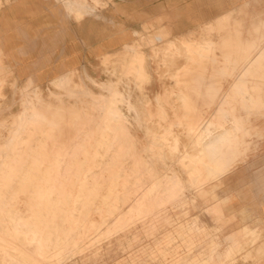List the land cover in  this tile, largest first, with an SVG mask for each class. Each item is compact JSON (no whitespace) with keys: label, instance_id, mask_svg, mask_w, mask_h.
Wrapping results in <instances>:
<instances>
[{"label":"rangeland","instance_id":"374dc122","mask_svg":"<svg viewBox=\"0 0 264 264\" xmlns=\"http://www.w3.org/2000/svg\"><path fill=\"white\" fill-rule=\"evenodd\" d=\"M30 1L0 0V261L257 264L226 234L263 165L264 0L209 23L204 0L181 17L87 1L79 18ZM81 186L90 228L66 239L43 208Z\"/></svg>","mask_w":264,"mask_h":264},{"label":"crops","instance_id":"0c3cea01","mask_svg":"<svg viewBox=\"0 0 264 264\" xmlns=\"http://www.w3.org/2000/svg\"><path fill=\"white\" fill-rule=\"evenodd\" d=\"M37 1L38 0H34L33 2L30 1V3L31 2L36 3ZM87 1H90L93 4L94 3L97 4L101 0H65V7L69 12H72L76 18H79L81 15H83V12H86L88 9H91L90 7H92L86 3ZM140 1H142V4L139 7V10L141 11L142 14L144 15L146 14L147 17L149 16V12L152 14L154 12L155 14L154 16L151 14L150 15L151 17H156L159 16L165 10L172 11V13H174L175 15H177V13L178 14L180 13L179 16L181 17V11H183L182 9L189 8L190 11H193L192 4L203 2V0H140ZM130 2H134V1L126 0L127 4H129ZM204 2H211L212 4H216V6H212V8L215 9L216 14L214 15L210 14V16H208L214 19L206 23L213 22L214 20L231 18L228 12V7L225 8V11L223 9V6H227L229 0H204ZM242 2L243 4L241 5L244 6L247 1L242 0ZM170 3H174V5H172L171 7L169 5ZM160 8H162L161 12H160ZM179 16H175V17H179ZM204 16L206 17V15ZM162 17L165 16L163 15L159 17V19ZM23 18H24L23 19L24 23H26L27 18L25 17ZM28 20H30V17H28ZM46 24L47 23H45V25ZM33 27L35 28V26ZM259 157H260L259 163H263V165L257 167L258 168L257 171L255 170L254 175L258 174V177H256V180H253L254 182L253 186L249 188V190H246L245 193L247 195L255 196L254 201L252 202L246 201V203L245 202L242 204L240 203V207L237 206L238 208L237 210L238 211L240 210L241 213L240 217L236 215L235 216L236 220L234 221L235 223H231V224L228 223V226L233 224L232 225L233 228L227 232L226 237L231 235V237H229V241L227 240V242L233 241V243H237V244H241L243 242H249V241L255 242L253 245L246 247V249L242 251L239 255L235 254L234 256L237 259H239L238 257H242V258L249 257V258H254L255 260L258 259L259 261L257 262V264H264V152ZM65 198L68 200L67 196L63 194L61 200L57 201L50 208H46V207L43 208V210L45 211L44 216L47 226L52 224L60 215H65V220L73 223V225L68 227V229L65 228V238L69 239L71 238L72 234L74 233L81 234L83 232L82 229L84 230V228L86 227L85 224L86 221L84 222L82 221L84 219L82 214L77 215L74 213L73 210L74 206L75 207L78 206L74 202L71 203L70 201H65ZM39 218L40 217L38 216V219ZM30 225H33V223H30ZM93 226L94 223H91V227ZM49 228H51V226H49ZM89 228L90 227L87 226V229ZM87 229L85 228V230ZM34 232L38 233L39 236L37 239L41 240L42 235L40 229L34 228V230H31L32 235H34L33 234ZM230 238L231 239L234 238V239L230 240ZM47 241L50 242V240L44 239L45 243L43 245L46 246ZM59 245L60 246H58L57 248H54L55 253H58L57 250L61 248L63 249V245L62 244ZM226 255L229 257L231 256V254L229 255L226 254ZM231 262H228L226 264H231Z\"/></svg>","mask_w":264,"mask_h":264},{"label":"bare ground","instance_id":"6f19581e","mask_svg":"<svg viewBox=\"0 0 264 264\" xmlns=\"http://www.w3.org/2000/svg\"><path fill=\"white\" fill-rule=\"evenodd\" d=\"M198 49H199V47H198ZM186 70V69H185ZM183 72V71H182ZM181 72V73H182ZM186 72V71H185ZM183 74V73H182ZM35 112V111H34ZM35 113H37V112H35ZM33 115H35V114H33ZM23 116V115H22ZM34 117H36V116H34ZM39 117V116H38ZM40 118V117H39ZM20 121H21V119H20ZM227 132H229V131H227ZM223 133V132H222ZM234 134V133H233ZM232 134V135H233ZM218 136V135H217ZM201 137V136H200ZM217 137H215L213 140H215ZM221 138V137H220ZM227 138H229V137H227ZM219 140V139H218ZM223 140V139H222ZM229 140V139H228ZM231 140V139H230ZM220 141V140H219ZM224 141H226V140H224ZM216 142V141H215ZM218 142V141H217ZM206 144H208V143H206ZM216 144V143H215ZM215 144H212V148H213V145H215ZM218 144V143H217ZM222 144H224V143H222ZM229 144V143H228ZM210 145V144H209ZM205 146V145H204ZM208 146V145H207ZM211 146V145H210ZM217 150V149H216ZM205 151H206V149H205ZM216 151L214 150V148L213 149H211V152L209 153V155L211 154V155H214V154H216L215 153ZM205 153V152H204ZM220 153V152H219ZM208 155V156H209ZM218 155V154H217ZM210 158V157H209ZM216 158H217V156L214 158L215 160H216ZM210 160H212V159H210ZM214 161V160H213ZM220 161H222V160H220ZM220 161H216V162H219V164H220ZM212 162V161H211ZM215 162V163H216ZM222 165H224L223 164V162H222ZM218 166V165H217ZM218 168H220V166L218 167ZM95 169V168H94ZM224 169V168H223ZM226 169V168H225ZM221 170V169H220ZM104 171V170H103ZM212 171V170H211ZM215 171V170H214ZM92 172H95L94 170H92L91 171V173ZM224 172V171H223ZM218 173V172H217ZM222 173V172H221ZM218 175H219V173H218ZM88 176H90V177H88V178H86V179H84V181H82L83 182V184H86V185H88V184H91V182H92V180L94 179L95 180V178H94V175L92 176V175H88ZM98 178V177H97ZM97 178H96V180H97ZM173 178V177H172ZM98 180H99V178H98ZM168 180H169V177H168ZM104 181V180H103ZM162 181V180H161ZM72 182V181H71ZM167 183V182H166ZM94 184V183H93ZM126 184V183H125ZM164 184V183H163ZM162 184V185H163ZM111 185H113V184H111ZM168 185H169V183H168ZM82 187V186H81ZM162 187V186H161ZM74 188V187H73ZM87 188H88V186L86 187H82V188H78V189H73V191H72V193H71V198H69V201L71 202V203H76V202H78L79 204H82V203H80V199H85V194H84V191H86L87 190ZM90 188V187H89ZM91 188H92V186H91ZM90 188V189H91ZM126 188V187H125ZM154 188V187H153ZM69 189V188H68ZM161 191V190H160ZM69 192V191H68ZM105 194H106V191H105ZM177 194V193H176ZM107 197V196H106ZM126 197V196H125ZM80 198V199H79ZM91 200V199H90ZM101 200V199H100ZM108 200V199H107ZM106 200V201H107ZM76 201V202H75ZM102 202V201H101ZM129 202V201H128ZM130 202H132V201H130ZM143 202V201H142ZM83 203H84V201H83ZM109 203H111L112 204V202H109ZM104 204V203H103ZM134 205V204H133ZM109 206V205H108ZM139 206V205H138ZM115 207V206H114ZM152 207V206H151ZM107 208H109V207H107ZM112 210V209H111ZM111 210H108V211H111ZM115 210V209H114ZM106 215V214H105ZM107 216H109V215H107ZM105 219H108V217H106ZM102 221H103V219H102ZM106 222L108 221V220H105ZM118 222V221H117ZM109 223V222H108ZM34 236V235H33ZM50 245V247H51V244L49 243L48 244V246ZM47 246V245H46ZM63 249L61 248V249H59V250H57V252L58 253H60L61 251H62ZM52 252H55V249L53 248L52 249ZM68 252V251H67ZM62 253V252H61ZM10 257H11V255H10ZM28 257H29V254H28ZM31 257H33V256H31ZM8 258V257H7ZM2 261H0V264H7V262H6V260H3V259H1ZM37 263H38V261H37ZM10 264H15V263H10ZM26 264H29V263H26ZM35 264H36V262H35ZM40 264V263H39Z\"/></svg>","mask_w":264,"mask_h":264}]
</instances>
